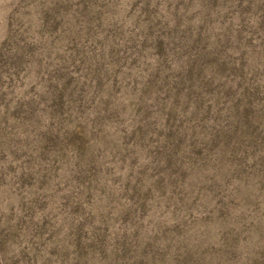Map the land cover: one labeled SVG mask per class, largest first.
Masks as SVG:
<instances>
[{"label": "rangeland", "instance_id": "rangeland-1", "mask_svg": "<svg viewBox=\"0 0 264 264\" xmlns=\"http://www.w3.org/2000/svg\"><path fill=\"white\" fill-rule=\"evenodd\" d=\"M0 264H264V0H0Z\"/></svg>", "mask_w": 264, "mask_h": 264}]
</instances>
